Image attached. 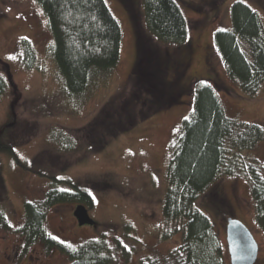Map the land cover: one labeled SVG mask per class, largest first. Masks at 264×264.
<instances>
[{"label":"rangeland","instance_id":"374dc122","mask_svg":"<svg viewBox=\"0 0 264 264\" xmlns=\"http://www.w3.org/2000/svg\"><path fill=\"white\" fill-rule=\"evenodd\" d=\"M105 1L121 28L119 64L111 79L79 105L60 92L62 81L50 54L52 36L39 4L35 0H0V75L10 80L0 100V211L4 214L0 264L67 263L57 249L47 251L40 244L25 248L16 231L23 222L24 202L42 200L54 186L50 177L68 178L86 187L93 198L88 209L95 222L92 226L77 224L73 216L76 201L47 211L46 229L56 239L75 245L105 232L110 238L109 230L123 238V227L128 225L130 236L138 243L128 262L118 258L117 264H138L146 256L160 258L174 249L179 233L161 239L164 230L173 229L166 226L161 214L168 144L189 111L194 81L215 83L228 117L264 127V86L254 96L244 94L226 75L212 43L215 30L230 28V6L235 1L255 10L264 25V0H176L188 24V39L177 47L161 44L160 50L167 56L169 79L177 77L178 67L183 70L178 81L180 103L139 120L99 150L72 155L60 149L61 131L77 134L110 99L130 86L138 54L136 32L138 27L145 30L144 0H125L127 5L124 0ZM23 39L34 50L35 68L22 64ZM250 155L264 162V142ZM195 207L213 223L224 264H230L225 240L228 217L240 220L251 231L258 244L255 264H264V235L254 222L244 179L221 177L201 194Z\"/></svg>","mask_w":264,"mask_h":264},{"label":"trees","instance_id":"16d2710c","mask_svg":"<svg viewBox=\"0 0 264 264\" xmlns=\"http://www.w3.org/2000/svg\"><path fill=\"white\" fill-rule=\"evenodd\" d=\"M35 1L52 36L50 54L62 81L60 92L69 102L75 100L82 105L111 79L119 64V22L105 0ZM143 7L145 30L138 27L136 32L138 54L130 86L110 99L77 134L61 131L60 149L71 154L99 150L139 120L180 103L178 81L183 70L178 67L177 77L168 78L167 56L161 54L160 45L177 47L187 42L186 18L176 0H144ZM230 23L229 29L212 33V43L229 79L244 94L254 96L264 86V25L258 13L241 1L231 4ZM21 44L23 66L37 67L30 41L23 39ZM9 85V78L0 75V100ZM261 142L264 127L228 117L215 83L194 81L189 111L168 144L167 186L161 208L166 226L173 227L164 230L161 239L179 233L180 241L165 256H146L138 264H224L213 223L195 207L201 194L221 177L247 182L254 222L264 235V162L250 155ZM50 178L54 186L42 200L23 204V222L16 231L25 248L40 244L47 251L57 249L66 257V264H117L118 258L128 262L138 243L130 236L128 225L123 227V238L109 230L110 238L105 232L75 245L47 232V211L51 207L68 201H76L87 210L93 206L86 187L68 178ZM3 219L0 211L1 224Z\"/></svg>","mask_w":264,"mask_h":264},{"label":"water","instance_id":"95a60500","mask_svg":"<svg viewBox=\"0 0 264 264\" xmlns=\"http://www.w3.org/2000/svg\"><path fill=\"white\" fill-rule=\"evenodd\" d=\"M73 216L79 226L95 224L84 205H76ZM225 240L230 264H255L258 244L251 231L240 220L232 217L226 219Z\"/></svg>","mask_w":264,"mask_h":264}]
</instances>
